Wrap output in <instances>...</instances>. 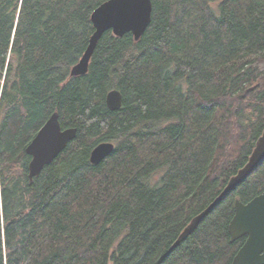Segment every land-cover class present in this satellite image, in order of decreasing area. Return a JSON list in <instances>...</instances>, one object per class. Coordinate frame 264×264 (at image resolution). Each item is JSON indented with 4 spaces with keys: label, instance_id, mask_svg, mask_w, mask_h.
<instances>
[{
    "label": "trees",
    "instance_id": "obj_1",
    "mask_svg": "<svg viewBox=\"0 0 264 264\" xmlns=\"http://www.w3.org/2000/svg\"><path fill=\"white\" fill-rule=\"evenodd\" d=\"M104 1L0 0V264H231L264 158L172 246L263 132L264 0H152L140 40L105 32L71 76ZM54 112L77 136L30 182L26 148ZM102 141L116 148L94 165Z\"/></svg>",
    "mask_w": 264,
    "mask_h": 264
},
{
    "label": "water",
    "instance_id": "obj_2",
    "mask_svg": "<svg viewBox=\"0 0 264 264\" xmlns=\"http://www.w3.org/2000/svg\"><path fill=\"white\" fill-rule=\"evenodd\" d=\"M152 13V0H106L101 3L92 13L95 30L81 59L72 67L71 76H82L88 73L93 54L105 32L111 30L118 37L131 32L136 41L140 40L152 21ZM123 98L121 90L111 89L106 95L107 106L111 110H118L123 105ZM76 136L77 128L73 126L64 128L60 113L54 112L26 148L27 154L31 156L30 182L39 177L45 167L50 165ZM115 148V143L112 141L98 143L90 153L91 163L99 164ZM263 158L264 129L245 165L230 177L215 200L190 221L174 242L172 249L191 234L200 221L222 198L251 174ZM229 230L232 242L246 237L231 264H264V192L254 196L248 202L236 200L235 214L230 222Z\"/></svg>",
    "mask_w": 264,
    "mask_h": 264
}]
</instances>
